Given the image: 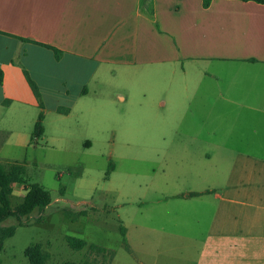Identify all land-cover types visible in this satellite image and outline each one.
<instances>
[{
	"label": "crops",
	"instance_id": "0c3cea01",
	"mask_svg": "<svg viewBox=\"0 0 264 264\" xmlns=\"http://www.w3.org/2000/svg\"><path fill=\"white\" fill-rule=\"evenodd\" d=\"M0 75L1 163L42 149L30 143L41 110V143L66 153L71 141L90 150L109 128L140 122L152 135L158 123L164 140L178 126L184 145L227 146L225 197L219 185L186 191L185 200L211 195V215L167 213L164 224L182 231L167 227L165 250L147 262L264 264V4L0 0ZM112 86L126 91L117 95L124 111L110 97ZM14 186L25 194L14 184L12 198Z\"/></svg>",
	"mask_w": 264,
	"mask_h": 264
},
{
	"label": "rangeland",
	"instance_id": "374dc122",
	"mask_svg": "<svg viewBox=\"0 0 264 264\" xmlns=\"http://www.w3.org/2000/svg\"><path fill=\"white\" fill-rule=\"evenodd\" d=\"M107 89L116 107L124 111L117 95L126 97V91L115 86ZM158 111L163 115L164 110ZM156 127L154 135L142 122L133 128H109L86 151L78 141L64 144L70 153L50 141L41 143L42 138L32 143L42 149H28L20 160H26L25 179L47 190L51 203L22 218L21 225L15 218L2 223L14 226L15 233L3 244L0 264H29L24 250L34 244H41L50 254L46 264L81 263L89 256L90 246L114 251L111 264H140L135 257L148 264L149 255L165 250L162 235L167 227L172 232L182 231L179 224H164L167 213L171 218L209 217L211 208L206 203L212 201L211 195L196 200L183 196L186 191L212 190L219 185L217 191L225 197L221 189L232 165L227 146L184 145L178 126L167 134L171 141L164 140L163 133L158 134V123ZM54 130V124L47 126L49 138ZM213 172H217L216 178ZM23 194L14 186L12 205L20 202ZM120 226L126 228L134 255L122 247ZM68 237L84 240L87 247L71 249Z\"/></svg>",
	"mask_w": 264,
	"mask_h": 264
},
{
	"label": "trees",
	"instance_id": "16d2710c",
	"mask_svg": "<svg viewBox=\"0 0 264 264\" xmlns=\"http://www.w3.org/2000/svg\"><path fill=\"white\" fill-rule=\"evenodd\" d=\"M240 1L264 4V0ZM210 2L211 0H203V7L207 8ZM55 52L58 53L56 50ZM27 80L34 95L36 98H39L37 87L28 77ZM40 108L42 109V107ZM43 134V112L41 110L34 123L33 131L30 136V143L32 144L36 140L41 139ZM25 174L26 166L24 161H13L6 163L0 162V252L2 251L4 242L11 238L15 233L14 226H2V223L6 219L15 218L21 225L22 218L31 214L35 209H43L51 203L50 193L38 183H29L28 180L25 179ZM14 184L23 186L25 194L21 198L20 202L12 205L11 199ZM190 195L196 196L198 194L191 193ZM125 232V228L120 226L122 247L127 253L131 254V249L125 238ZM66 241L70 248L76 251H81L87 247V243L84 240L68 237ZM88 249L90 254L83 262H64L62 264H111L115 256L114 251H109L101 247L90 246ZM91 255L93 256L90 257ZM24 257L27 259L29 264H46L50 259V254L43 249L41 244H34L24 250Z\"/></svg>",
	"mask_w": 264,
	"mask_h": 264
}]
</instances>
